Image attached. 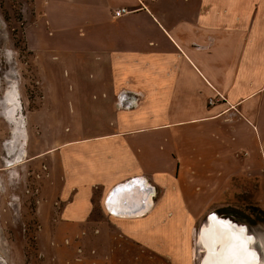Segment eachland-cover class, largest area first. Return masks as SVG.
Masks as SVG:
<instances>
[{
	"label": "crops",
	"instance_id": "crops-1",
	"mask_svg": "<svg viewBox=\"0 0 264 264\" xmlns=\"http://www.w3.org/2000/svg\"><path fill=\"white\" fill-rule=\"evenodd\" d=\"M36 2L50 50L66 44L79 121L52 131L43 155L59 181L47 231L137 237L160 218L158 230L176 227L165 212L179 230L235 177L264 180V0ZM141 180L154 192L146 214L112 213L110 193Z\"/></svg>",
	"mask_w": 264,
	"mask_h": 264
},
{
	"label": "rangeland",
	"instance_id": "rangeland-1",
	"mask_svg": "<svg viewBox=\"0 0 264 264\" xmlns=\"http://www.w3.org/2000/svg\"><path fill=\"white\" fill-rule=\"evenodd\" d=\"M41 15L36 0H0V264H200L204 250L198 233L211 213L245 225L264 264L262 178L235 177L216 204L200 214L181 215L180 231V217L166 212L163 221L170 219L176 227L171 223L173 228L158 230L160 218L153 231L137 237L98 229L47 231L45 220L59 206V181L49 176L43 155L53 146L52 131L70 135L79 121L72 118L66 97L73 75L66 56L57 52L66 44L50 50Z\"/></svg>",
	"mask_w": 264,
	"mask_h": 264
},
{
	"label": "bare ground",
	"instance_id": "bare-ground-1",
	"mask_svg": "<svg viewBox=\"0 0 264 264\" xmlns=\"http://www.w3.org/2000/svg\"><path fill=\"white\" fill-rule=\"evenodd\" d=\"M16 123L22 126V119L17 118ZM153 194L144 181H131L110 193L108 208L126 218L142 216L151 207ZM198 237L204 250L200 264H260L261 256L253 246L255 238L245 225L211 213Z\"/></svg>",
	"mask_w": 264,
	"mask_h": 264
},
{
	"label": "built area",
	"instance_id": "built-area-1",
	"mask_svg": "<svg viewBox=\"0 0 264 264\" xmlns=\"http://www.w3.org/2000/svg\"><path fill=\"white\" fill-rule=\"evenodd\" d=\"M127 13H129V11L126 8H120V9H118V10H116L114 12V16L115 17H121V16H123V15H125ZM215 101H216V99H210L209 100V105H214Z\"/></svg>",
	"mask_w": 264,
	"mask_h": 264
},
{
	"label": "water",
	"instance_id": "water-1",
	"mask_svg": "<svg viewBox=\"0 0 264 264\" xmlns=\"http://www.w3.org/2000/svg\"><path fill=\"white\" fill-rule=\"evenodd\" d=\"M125 188H126V187H125ZM125 188H124V190H126ZM208 221H209V217H208V219H207V223H208Z\"/></svg>",
	"mask_w": 264,
	"mask_h": 264
}]
</instances>
